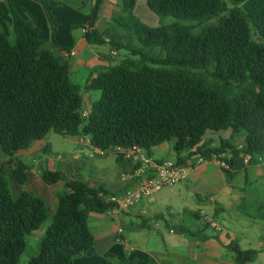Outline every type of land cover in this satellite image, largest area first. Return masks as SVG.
Instances as JSON below:
<instances>
[{
  "label": "trees",
  "instance_id": "trees-1",
  "mask_svg": "<svg viewBox=\"0 0 264 264\" xmlns=\"http://www.w3.org/2000/svg\"><path fill=\"white\" fill-rule=\"evenodd\" d=\"M37 1L50 15L48 1ZM103 1L94 0L90 9L85 38L91 45L106 43L93 29ZM137 1L120 0L121 15L113 20L129 40L110 42L133 58L89 80L86 89L100 97L86 119L68 64L42 48L38 27L8 1L13 38L0 30V152L7 158L0 165V264H18L26 236L48 220L28 264H75L94 244L89 215L115 206L102 186L59 171L41 170L44 184L63 182L68 190L52 215L41 198L12 194L7 177L24 185L29 171L17 155L50 132L87 137L91 147L108 154L137 146L149 156L173 141L176 163L197 157L225 161L232 170L222 169L228 179L240 157L264 155V0H230V7L222 0H144L160 19H176L156 28L133 15ZM224 131L231 132L230 140L217 147L204 141L207 133ZM239 132L244 142L237 150L231 141ZM227 152L230 158H223ZM114 158L130 167L123 155ZM233 253L236 264L250 263L257 254L237 248Z\"/></svg>",
  "mask_w": 264,
  "mask_h": 264
},
{
  "label": "crops",
  "instance_id": "crops-1",
  "mask_svg": "<svg viewBox=\"0 0 264 264\" xmlns=\"http://www.w3.org/2000/svg\"><path fill=\"white\" fill-rule=\"evenodd\" d=\"M8 1L0 0V4L3 2L7 4ZM47 1L49 5L55 3L56 8L68 10L88 5V16L94 2V0H82L78 3L72 0ZM11 2L20 16L32 21L36 26L38 20H44L42 19L44 12L47 14L50 23L47 24L44 38L38 27L42 48L68 64L70 80L81 72L87 75L85 78L79 76L83 78L84 87L81 88L78 83L74 84L79 87L82 95V112L89 114L99 94L89 99L88 93L99 92L87 90L86 85L92 77L110 67L108 59L116 54L115 51L110 49L107 55L92 48L85 38L90 30L89 23L88 28H82L81 34L71 38L69 45L58 42L55 37V23L42 3L37 0ZM103 8L106 12L102 17ZM120 12V0H104L93 29L106 28L105 25L111 21L109 16ZM68 51H73L74 55L66 56ZM220 133H224L225 137H218L217 142L208 140L211 146L217 147L220 140H230V131L212 135L217 136ZM240 133L235 134L231 141L237 150L242 148L244 142V133ZM61 137L68 138L77 147L86 149L87 152L83 154V151L77 152L74 158L83 156L89 162L88 167L82 170L79 168L77 173L65 175L68 179L81 178L94 188L102 186L109 196H118L130 188L132 182L125 177L130 169L128 166L125 169L120 167L111 155L92 156L91 144L87 137ZM44 140L38 142L43 143ZM173 144L171 141L152 150L160 151L165 147L172 149ZM44 150L45 153L41 151L43 157H40L34 169L27 173L26 183L30 181L31 186L43 183L41 179L43 167L47 169L49 166L57 165L59 168L64 159L61 155L55 158L45 155L50 152L47 144ZM151 154L150 151L149 157L156 162L170 161L163 158L154 159ZM223 158L227 159L228 154ZM258 158L254 157L246 163L244 158L240 157L229 179L215 159L198 165L191 162L192 166L185 180L172 187L163 188L142 200L132 207L129 213L122 215L119 221H113L106 213L90 214L88 227L93 235L94 244L89 254L75 258L74 263L236 264L233 250L237 248L241 251L257 252L253 261L247 264H264V155L260 156V160ZM175 161L176 155L172 162ZM54 186L63 188L57 194L55 192L56 211L59 197L67 194L68 190L65 189L63 182ZM207 219H216L221 231H213L206 223Z\"/></svg>",
  "mask_w": 264,
  "mask_h": 264
},
{
  "label": "rangeland",
  "instance_id": "rangeland-1",
  "mask_svg": "<svg viewBox=\"0 0 264 264\" xmlns=\"http://www.w3.org/2000/svg\"><path fill=\"white\" fill-rule=\"evenodd\" d=\"M73 1V0H72ZM82 0L73 1L74 3H78ZM225 2L228 7H230V0H222ZM50 3V2H49ZM51 11L50 15L52 16V19L55 23V37L58 42L65 43L69 45V42H71V38H75L77 35L81 34L82 28H88L89 23V6L88 5H82L78 6L77 9H70L67 8H56L55 3H51L49 5ZM15 9V7H14ZM55 12V13H54ZM106 10L103 8V11H101V16L105 14ZM110 15V14H109ZM121 15V12L117 15H110L109 19L111 21L108 22L106 28L101 29V27L97 28L96 31L98 34L102 35L104 42L107 44L104 45H92V48L100 53L109 55L110 49L115 51V55H111L108 59V64L110 66H115L119 64L121 61L126 59H132V55H130V52L128 49H118L116 50L112 45H110V42H114L115 44H125L129 40V34L122 30L113 20L117 19ZM133 15L138 18L144 25L150 27V28H156L159 26H165L169 25L176 21V19H173L171 17L160 19L156 15H154L152 12H150L145 4L144 0H139L136 2L133 10ZM44 17V18H43ZM42 19L44 20H38V26L41 29L42 32V38L46 36L47 33V24L49 22V17L44 12V16ZM101 17V18H102ZM103 27V26H102ZM0 30H2L9 38H13L12 34V26H11V16L8 12V6L6 3L0 4ZM134 42V41H133ZM151 56L155 57L157 56L158 52L152 51L150 52ZM108 64H102L107 66ZM81 75V76H80ZM83 77L85 78L87 75L83 72L75 76V78H71V81L73 83H78L80 87H84V81ZM99 93H88V98L92 99L97 96ZM100 97V94H99ZM98 97V99H99ZM240 134H243L241 132ZM219 135V136H218ZM224 138V133L217 134V136H214L210 133H207V135L204 137V141L212 140L217 142L218 137ZM238 137L236 136V139ZM47 144L48 148L50 149V152H47L45 155H51L50 157L55 158L58 155H61L64 159L61 161L59 168L57 165L55 167L49 166V168L45 169L43 167V170H48L51 172L60 170V172L65 176L67 174L77 173L78 169L81 170L84 169L86 166L88 167V160L81 156L78 159H75V154L78 152L85 153L87 152L86 149L79 148L77 145L69 141L68 138H63L59 135H56L52 132H50L43 143L41 142H35L32 144L31 148L27 151L20 152L17 155V158L21 160L28 168L29 172H31L34 167L37 165V160H39L40 157H43L41 151L44 152V147ZM41 146V148L39 147ZM48 151V150H47ZM151 157L154 159L157 158H163V159H169L170 161L175 160V153L172 151L171 148H164L160 151L151 150ZM7 158L0 152V165L6 164ZM55 168V169H54ZM66 177V176H65ZM8 184L10 191L14 195H19L21 193H32L35 196L41 198L46 205L47 212L49 215H52L55 211L56 203H55V192L62 191L63 188H57L54 185H46L44 183L36 184L34 186H31V182L25 183L24 185H18L10 176L7 177ZM57 188V189H56ZM66 189V188H65ZM57 190V191H56ZM49 220L36 232L32 233L29 236H26V248L23 254L20 257L18 264H28V261L30 258L34 257L38 252L39 242L41 241L45 228L48 226Z\"/></svg>",
  "mask_w": 264,
  "mask_h": 264
},
{
  "label": "built area",
  "instance_id": "built-area-1",
  "mask_svg": "<svg viewBox=\"0 0 264 264\" xmlns=\"http://www.w3.org/2000/svg\"><path fill=\"white\" fill-rule=\"evenodd\" d=\"M72 55H74L73 51L66 52V56ZM88 115V112H82L83 119H86ZM91 148L92 156L104 157L111 155L114 157L115 154H120L130 162V169L125 174V177L132 182L131 187L118 196L106 197V201L115 204L112 209L106 212L113 221H119L120 217L129 213L132 207L139 204L142 200L151 197L157 191L166 187H172L185 180L191 169V162L198 165L208 161L197 157L188 161L186 164H178L172 161L156 162L137 146L126 149L116 147L112 154H108L94 147ZM256 157H259L258 160H260V156ZM228 158H230L229 154ZM243 158L246 163L251 161L250 157ZM218 162L222 169L231 170L225 161ZM206 223L213 231H221V226L216 219H207Z\"/></svg>",
  "mask_w": 264,
  "mask_h": 264
}]
</instances>
